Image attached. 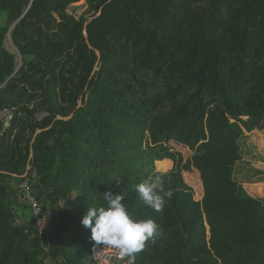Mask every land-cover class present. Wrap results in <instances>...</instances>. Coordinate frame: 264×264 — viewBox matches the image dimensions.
<instances>
[{
    "label": "trees",
    "instance_id": "1",
    "mask_svg": "<svg viewBox=\"0 0 264 264\" xmlns=\"http://www.w3.org/2000/svg\"><path fill=\"white\" fill-rule=\"evenodd\" d=\"M80 1L0 0V264H100L81 219L106 192L163 230L132 264H264V170L236 177L264 131V0ZM150 174L159 212L131 188Z\"/></svg>",
    "mask_w": 264,
    "mask_h": 264
},
{
    "label": "clouds",
    "instance_id": "2",
    "mask_svg": "<svg viewBox=\"0 0 264 264\" xmlns=\"http://www.w3.org/2000/svg\"><path fill=\"white\" fill-rule=\"evenodd\" d=\"M131 188L145 205L157 212L162 210L166 198L172 196L171 191L163 188L159 174H150ZM104 200L106 206L88 207L81 223L90 229L96 245L117 250L119 260L127 258V264H132L134 255L144 249L146 242L163 235V230L152 219L130 216L121 193L106 192Z\"/></svg>",
    "mask_w": 264,
    "mask_h": 264
},
{
    "label": "rangeland",
    "instance_id": "3",
    "mask_svg": "<svg viewBox=\"0 0 264 264\" xmlns=\"http://www.w3.org/2000/svg\"><path fill=\"white\" fill-rule=\"evenodd\" d=\"M87 5L85 4V0H82L76 4H74L71 8L70 11H73L74 9L75 12H78V14H81L85 9ZM7 46L11 50H16L14 45L8 40L7 41ZM241 146L244 152V157L243 160L239 163V167L236 171V177L241 180V182L246 185L248 184V181H246V177L248 174H252V171H256V169H262L264 170V161L260 160V158L256 155H260L261 157H264V131H253L250 133H246L243 137V140L241 141ZM188 153H186V156ZM171 167V162L167 163H160L156 162V169L162 170L164 172H171L172 168ZM257 174V173H256ZM185 175V174H184ZM255 185H258V178L257 176L254 177L253 179ZM189 183L192 184L194 189H197L196 184L192 181L189 180ZM262 185H264V181L261 182ZM195 189V193L197 195V191ZM264 186L263 187H258L254 189L256 192L258 191L259 195L264 194ZM48 221V220H47ZM47 221H44L41 223L42 227L47 226ZM95 255L96 258L99 260L100 264H127V261L125 260H119L118 259V251L112 248H105L104 245H97L95 248ZM106 251V252H105ZM104 252V253H103ZM103 253V255H102Z\"/></svg>",
    "mask_w": 264,
    "mask_h": 264
},
{
    "label": "built area",
    "instance_id": "4",
    "mask_svg": "<svg viewBox=\"0 0 264 264\" xmlns=\"http://www.w3.org/2000/svg\"><path fill=\"white\" fill-rule=\"evenodd\" d=\"M3 117L6 120V124H8L9 120L12 118V113L5 109ZM23 177L24 179L17 186L21 194V198L23 202L32 209L38 225L42 227L41 223L47 221L49 219V215L44 209L41 199H39L36 195L31 180L26 175ZM93 248H95V246Z\"/></svg>",
    "mask_w": 264,
    "mask_h": 264
},
{
    "label": "water",
    "instance_id": "5",
    "mask_svg": "<svg viewBox=\"0 0 264 264\" xmlns=\"http://www.w3.org/2000/svg\"><path fill=\"white\" fill-rule=\"evenodd\" d=\"M98 15H100V13H98L96 16L92 17V18L90 19V21L93 20V19H94L95 17H97ZM85 36L87 37V42H88L89 46H90L91 48H93V46L91 45V43H90V41H89V39H88V32H87V29H85ZM9 37H10V36H9ZM9 41L13 44L11 38H9ZM13 45H14V44H13ZM17 51H18V50H17ZM97 54H98V57L101 58V53H100L99 50H97ZM20 63H21V59H20ZM81 105H82V101L79 102V106H81ZM72 116H73V114H71V115H70L69 117H67V118H64V117H62V116H58L57 118L69 119V118H71ZM41 131H42L41 129L37 130L36 135H37L39 132H41ZM33 155H34V150L31 151V157H33ZM29 169H30V167H29Z\"/></svg>",
    "mask_w": 264,
    "mask_h": 264
},
{
    "label": "crops",
    "instance_id": "6",
    "mask_svg": "<svg viewBox=\"0 0 264 264\" xmlns=\"http://www.w3.org/2000/svg\"><path fill=\"white\" fill-rule=\"evenodd\" d=\"M3 117V115L0 117V118H2ZM7 125V124H6Z\"/></svg>",
    "mask_w": 264,
    "mask_h": 264
},
{
    "label": "bare ground",
    "instance_id": "7",
    "mask_svg": "<svg viewBox=\"0 0 264 264\" xmlns=\"http://www.w3.org/2000/svg\"><path fill=\"white\" fill-rule=\"evenodd\" d=\"M106 252V251H105ZM104 253V252H103ZM103 253H102V255H103Z\"/></svg>",
    "mask_w": 264,
    "mask_h": 264
}]
</instances>
